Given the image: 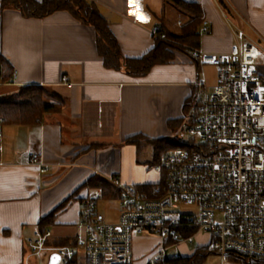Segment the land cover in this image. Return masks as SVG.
Wrapping results in <instances>:
<instances>
[{
    "label": "crops",
    "instance_id": "0c3cea01",
    "mask_svg": "<svg viewBox=\"0 0 264 264\" xmlns=\"http://www.w3.org/2000/svg\"><path fill=\"white\" fill-rule=\"evenodd\" d=\"M89 1L107 21L124 58H140L153 48L155 28L160 34L178 33L187 21L166 0ZM183 1L198 4L202 23L207 22L206 32L200 27L198 49L203 52L226 53L238 44L231 24L264 39V0ZM0 55L16 72L15 80L0 85V97L37 85L45 88L50 100L55 97L62 103L61 112L44 115L38 124L1 128L0 264H33L28 240L52 213L49 246L80 234L81 202L90 190L83 185L92 176L149 185L152 179L140 167L142 149L127 140L176 137L182 121H187L188 101L204 90L211 93L217 83L216 68L199 64L186 49L174 50L171 63L155 65L144 76L108 69L97 53L94 30L65 11L40 19L10 8L3 11ZM31 153L40 155L45 173L29 163ZM149 240L156 241L138 253L135 243ZM160 245L156 236H135L133 264H147ZM44 249L41 254L48 251L50 260L59 248ZM85 262L83 253L77 255L75 264ZM224 264L240 263L228 259Z\"/></svg>",
    "mask_w": 264,
    "mask_h": 264
},
{
    "label": "built area",
    "instance_id": "2783aa9c",
    "mask_svg": "<svg viewBox=\"0 0 264 264\" xmlns=\"http://www.w3.org/2000/svg\"><path fill=\"white\" fill-rule=\"evenodd\" d=\"M231 27L238 44L228 52H191L199 64L216 68L217 83L200 95L194 125H183L174 137L180 146L161 156V182L146 189L109 179L119 191L116 223L99 211L101 192L89 190L80 207L82 232L75 247L58 249L59 264L81 253L86 264H133L132 240L144 235L161 239L147 263L157 264L168 249L198 234L208 236L206 249L222 264L264 261V39ZM207 28L204 21L202 32ZM152 32L165 39L158 28ZM29 163L45 173L38 153H31ZM188 206L196 211L182 210ZM188 231L193 234L186 236ZM49 236L34 231L28 240L33 255L44 250Z\"/></svg>",
    "mask_w": 264,
    "mask_h": 264
},
{
    "label": "trees",
    "instance_id": "16d2710c",
    "mask_svg": "<svg viewBox=\"0 0 264 264\" xmlns=\"http://www.w3.org/2000/svg\"><path fill=\"white\" fill-rule=\"evenodd\" d=\"M166 1L170 2L183 17H186L187 21L181 26L178 33L164 32L165 39L156 38L153 48L140 58H124L114 35L109 30L107 21L101 15L96 4L89 0H1L0 16L3 11L9 8L19 12L26 18L39 19L59 11L68 12L80 23L94 30L97 53L106 68L124 70L131 76H144L155 65L171 63L173 61L174 50L186 49L192 57V50H196L199 47L200 27L202 24V10L200 6L196 3H189L183 0ZM13 72L14 69H12L8 60L0 55V85L10 83ZM199 97L200 95H196L188 101L184 109V118H187V121H182L181 124L189 127L194 125L198 117ZM61 111L62 103L55 97L50 100L43 86L28 85L19 87L14 93L0 99V132L1 128L5 125L30 126L40 123L46 114H55ZM142 139L154 141L156 145H158L157 142L162 144L166 141L170 145L169 148L180 146L176 138L151 140L135 136L129 138L127 142L140 147L139 144ZM158 148H156L157 154L153 162L155 165L159 164L161 156L169 149H166L164 146H158ZM152 186L154 185L149 184L138 187L147 189ZM83 187L100 191L103 201H117L119 197L118 189L109 183L108 180L98 175L92 176ZM64 204L57 210L62 208ZM54 216L55 213H52L40 221L38 230L41 233L45 234L48 228L54 224ZM184 234L187 236L193 234V231H188ZM50 242V239H47L45 246H49ZM52 243L55 248H68L75 247L77 241L76 238H73L61 239ZM212 254L214 253L208 252L206 246H203L198 247L190 256L165 257L157 264H205L208 256ZM76 258L77 255L72 257L68 261V264H75ZM235 261L242 264H264V261L247 262L237 259Z\"/></svg>",
    "mask_w": 264,
    "mask_h": 264
},
{
    "label": "rangeland",
    "instance_id": "374dc122",
    "mask_svg": "<svg viewBox=\"0 0 264 264\" xmlns=\"http://www.w3.org/2000/svg\"><path fill=\"white\" fill-rule=\"evenodd\" d=\"M2 98L3 97H0V99H2ZM176 132H177L176 135L179 134L181 132V128L179 127L178 130H176ZM157 144L158 145H156V143L154 141H147L145 139L140 140V144H139L140 148L142 149L140 152V157H139V161L141 162L140 167L152 179L151 183H153V184L159 183L161 180V174L159 172H157L156 165L153 163L155 156L157 154L156 148H158V146H162V147L164 146V147H166V149L170 147V145L166 141H164V143H162V144L157 142ZM119 210H120V207H119V203L117 201H102L99 203V211L104 215L107 222L116 223L118 220ZM182 210L196 211V207H194V206L182 207ZM190 235H192V234H190ZM203 236L204 235H201V236L194 238L191 243L187 242L185 244H181L180 246L173 247L172 249H170L167 252L166 256L168 258H173L176 256H179V257L189 256L198 247L206 246L208 244L209 239L206 236H204V237ZM155 241L156 240L142 241V242H139L138 244L135 243L134 246H138L137 252L142 253V252H145L146 249L151 247L155 243ZM52 246H53V243H52V245L45 246V247H52ZM39 255H34L35 258H32L33 264H34V262H36V264H37V261H39V260L42 261L41 264H48L49 256H50L49 252L46 251L45 253H42L41 256H39ZM214 255L215 254L209 255L205 264H220L218 259H216V256H214ZM240 264H242V263H240Z\"/></svg>",
    "mask_w": 264,
    "mask_h": 264
},
{
    "label": "water",
    "instance_id": "95a60500",
    "mask_svg": "<svg viewBox=\"0 0 264 264\" xmlns=\"http://www.w3.org/2000/svg\"><path fill=\"white\" fill-rule=\"evenodd\" d=\"M60 261V255L57 253H54L48 262V264H59Z\"/></svg>",
    "mask_w": 264,
    "mask_h": 264
}]
</instances>
